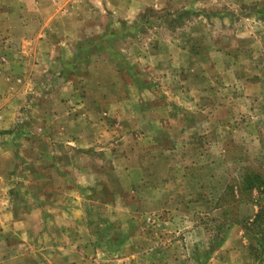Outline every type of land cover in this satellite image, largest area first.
<instances>
[{
    "label": "rangeland",
    "instance_id": "1",
    "mask_svg": "<svg viewBox=\"0 0 264 264\" xmlns=\"http://www.w3.org/2000/svg\"><path fill=\"white\" fill-rule=\"evenodd\" d=\"M50 2L40 35L84 36L0 74V264H264V0ZM72 53L103 87L82 184Z\"/></svg>",
    "mask_w": 264,
    "mask_h": 264
},
{
    "label": "crops",
    "instance_id": "2",
    "mask_svg": "<svg viewBox=\"0 0 264 264\" xmlns=\"http://www.w3.org/2000/svg\"><path fill=\"white\" fill-rule=\"evenodd\" d=\"M57 8V5L53 6L50 0H0V25L3 27L5 34L0 35V74H5V68L11 66L12 57H16V55H18L17 63L19 66H22L28 60L33 64L42 57L45 58L43 59L45 61L46 57H48L46 51L49 50L52 53H56L55 51H57V54L59 53L60 55L56 54V57L61 61L64 58L62 51L67 49L68 41L84 36L67 35L68 30L65 27L66 31H60L59 35H40V29L43 30L46 26L50 29L51 24L56 22L59 17ZM65 20L66 18L61 21ZM76 22H78V19H76ZM34 26L38 28L36 35H33ZM11 32L15 34L6 35L11 34ZM42 42L45 43V48L40 51V47L42 46L39 45ZM71 56L70 63L65 61L62 64L63 66L73 65L74 70L77 69V71H82V73L85 72L82 76V84L86 92L82 103L78 104L76 103L77 100L73 97H69V101L54 99L55 103L53 104L57 111V118L63 117L66 119L67 125L65 127L62 126L61 129L58 127L60 129L59 133L65 135V153L77 159L74 163L66 166L61 163L60 165L58 164V169H61L63 172L73 169L74 171L70 174L71 176H75L76 174L74 173L78 172L77 178L73 182L82 184L90 182V173H92V170L94 171L92 164H88L87 155L91 153L89 141H91L93 131L90 130L94 128L93 126H97L98 129L102 125L96 119V114L100 109L98 108V104L102 103L100 97H102L103 87L96 84L95 89L99 93V96L91 93L89 96L88 85L90 84V77L93 72H97L99 69H95L89 65L85 66V61L82 62L81 59L84 57L77 59L75 58V53H72ZM3 77H5V81L9 84V80H11L10 76L3 75ZM106 82H109V80L106 79ZM110 82L112 85V80ZM69 105H73L76 108H70ZM3 116L4 114L0 112V120L3 119ZM90 120H93L94 124ZM95 173L97 174L96 170ZM84 227L88 233L86 225Z\"/></svg>",
    "mask_w": 264,
    "mask_h": 264
}]
</instances>
